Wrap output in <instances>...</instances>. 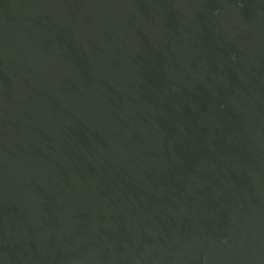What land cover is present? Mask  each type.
<instances>
[{
  "label": "water",
  "instance_id": "1",
  "mask_svg": "<svg viewBox=\"0 0 264 264\" xmlns=\"http://www.w3.org/2000/svg\"><path fill=\"white\" fill-rule=\"evenodd\" d=\"M0 264H264V0H0Z\"/></svg>",
  "mask_w": 264,
  "mask_h": 264
}]
</instances>
